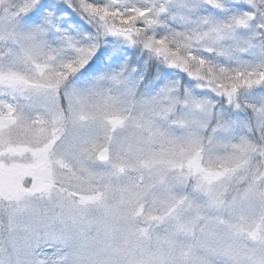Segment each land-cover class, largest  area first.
I'll use <instances>...</instances> for the list:
<instances>
[{"label":"snow or ice","instance_id":"6c2138e0","mask_svg":"<svg viewBox=\"0 0 264 264\" xmlns=\"http://www.w3.org/2000/svg\"><path fill=\"white\" fill-rule=\"evenodd\" d=\"M0 35V151L50 172L0 264H264V0H0Z\"/></svg>","mask_w":264,"mask_h":264},{"label":"rangeland","instance_id":"374dc122","mask_svg":"<svg viewBox=\"0 0 264 264\" xmlns=\"http://www.w3.org/2000/svg\"><path fill=\"white\" fill-rule=\"evenodd\" d=\"M209 12L212 10L209 9ZM81 23L83 22L81 21ZM0 39H7V37L0 35ZM11 140L15 146L0 151V157L3 158L0 159V194L5 191H15L19 187V182L29 176H38L43 183H46L50 172L45 160H37L41 150L32 147L23 135L18 136L13 133ZM29 158L32 162H29ZM127 174L121 172L118 183L123 184Z\"/></svg>","mask_w":264,"mask_h":264},{"label":"water","instance_id":"95a60500","mask_svg":"<svg viewBox=\"0 0 264 264\" xmlns=\"http://www.w3.org/2000/svg\"><path fill=\"white\" fill-rule=\"evenodd\" d=\"M35 178L38 179L43 184V182H42L40 177H35Z\"/></svg>","mask_w":264,"mask_h":264}]
</instances>
